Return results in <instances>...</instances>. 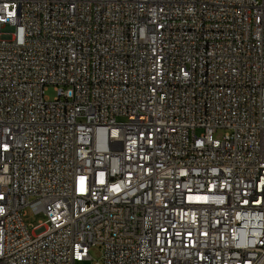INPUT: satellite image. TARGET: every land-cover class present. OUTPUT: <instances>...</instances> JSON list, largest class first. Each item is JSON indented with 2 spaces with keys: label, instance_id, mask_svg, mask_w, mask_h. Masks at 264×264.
<instances>
[{
  "label": "built area",
  "instance_id": "2783aa9c",
  "mask_svg": "<svg viewBox=\"0 0 264 264\" xmlns=\"http://www.w3.org/2000/svg\"><path fill=\"white\" fill-rule=\"evenodd\" d=\"M0 264H264V0H0Z\"/></svg>",
  "mask_w": 264,
  "mask_h": 264
},
{
  "label": "rangeland",
  "instance_id": "374dc122",
  "mask_svg": "<svg viewBox=\"0 0 264 264\" xmlns=\"http://www.w3.org/2000/svg\"><path fill=\"white\" fill-rule=\"evenodd\" d=\"M56 94L57 93L53 87H49L46 91V95L51 99H53L56 96ZM44 219L45 216L43 213H35L30 208L26 209L25 220L27 224L30 226V229H33V227L36 226L39 223V221ZM90 255L94 261L100 260L102 256V250L99 247H93L90 249Z\"/></svg>",
  "mask_w": 264,
  "mask_h": 264
}]
</instances>
